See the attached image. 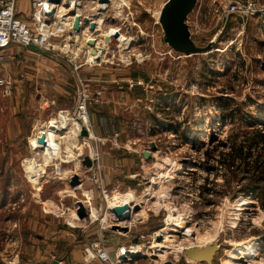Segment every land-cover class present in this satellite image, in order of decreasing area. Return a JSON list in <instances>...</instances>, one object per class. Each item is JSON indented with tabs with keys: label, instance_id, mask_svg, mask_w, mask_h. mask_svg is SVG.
I'll use <instances>...</instances> for the list:
<instances>
[{
	"label": "rangeland",
	"instance_id": "1",
	"mask_svg": "<svg viewBox=\"0 0 264 264\" xmlns=\"http://www.w3.org/2000/svg\"><path fill=\"white\" fill-rule=\"evenodd\" d=\"M213 1L201 0L189 16L195 45H213L205 54H179L166 43L159 22L166 0L109 7L97 34L98 59L86 48V36L68 33L51 40L49 64L43 58L38 64L26 49H8L0 62V264H72L77 259L84 264L86 246L100 235L111 256L133 244L144 246L146 256L136 264H204L184 252L214 242L221 249L213 264H264V211L251 200L242 206V196L207 204L201 187L208 173L199 166L210 134L223 139L237 127L222 119L221 100L247 103L252 112L264 108V0H242L258 13L227 22L214 7L224 8L231 0ZM24 8L30 15L27 1ZM112 28L130 42L112 38L105 46L103 38ZM43 65L47 70L41 73ZM72 77L87 90L90 135L94 126L97 134L89 140L72 134L71 140L63 131L45 165L33 151L35 126L45 127L64 112L80 117L74 111L79 90L69 83ZM102 88L103 94L96 95ZM101 114L106 116L102 121ZM255 116L264 123V113ZM153 143L157 151L146 161L144 152ZM89 153L99 157L91 171L81 169L80 162ZM31 158L46 168L37 183L26 170ZM75 175L80 184L72 188ZM211 181L224 184L223 170ZM130 193L133 206L141 207L131 215L136 225L130 230L124 223L115 226L127 232L102 231L110 226L106 214L113 200ZM87 200L92 220L76 219L78 204ZM178 222L191 230L187 236L166 233ZM157 234L163 235L160 243ZM251 245H256L255 255L237 260Z\"/></svg>",
	"mask_w": 264,
	"mask_h": 264
},
{
	"label": "built area",
	"instance_id": "2",
	"mask_svg": "<svg viewBox=\"0 0 264 264\" xmlns=\"http://www.w3.org/2000/svg\"><path fill=\"white\" fill-rule=\"evenodd\" d=\"M26 1L28 2L29 9L31 10V16L29 19L22 18V15L25 12L24 10L20 12L22 3L25 6ZM49 1L50 0H0V62L1 63L7 59L8 49L12 46L20 47L27 50V47L33 44L41 47L43 50L47 52H51L53 51L51 40H53L54 38H58L60 37V35L66 33L73 36L76 34L73 30L74 18L67 17L68 11L70 10L66 9L67 10L66 14H64L63 16L65 19V26L57 27L56 24L57 22H59V20L56 14L53 16H49L47 13L48 11L57 10L55 9V6L57 5L51 4ZM110 2L111 4H113V2L118 3L122 6V8L124 7L129 8L131 4V0H110ZM63 3H68L69 6H74L77 4L79 7H81V3H84L83 9L87 10V8H90L91 6L94 10H97L96 13L100 12L99 10L103 9L102 6H104L102 4H99V0H89L88 2H84V0H63ZM215 3L216 1L214 0L212 5H214ZM200 4H201V0H198L197 6H199ZM214 10L218 14V16L221 19H223V21L225 22H227L229 17L234 16L237 18V16L243 17L258 13V11L244 5L242 3V0H231L226 4V6H224V8H221V5H215ZM82 14L83 17L85 16L89 17V24H85L83 23V21H81V27L83 28V30L80 36L81 38L83 35L86 36L85 45L86 48H89L87 43H89L88 41L90 39L96 38L97 41L99 42V37H97L89 29V25L91 24V22L97 23L99 21V18L91 15L89 16L85 12H82ZM103 21H104L103 23H105L106 21L105 17H103ZM187 23H189V17ZM2 84L3 81H0V85ZM86 91L87 90H85V88L83 87L81 88V90L79 88L78 97H77V106L74 111L77 112V114H80V117L77 118V121H80L79 123L81 124L82 123L85 124L84 125L85 127H83V129L85 128L90 136V131L92 129L88 121L89 114L87 108L88 107L87 104L89 102L90 97L86 93ZM103 92L104 90L100 92L97 91L96 95L101 96ZM84 118H87V121L84 120ZM83 129H81V131ZM81 131H79V133L77 134L78 137L82 136ZM82 138L84 139L86 137H82ZM88 156L91 158L92 161L95 162L94 166L92 168H89V170H91L98 164L99 157L93 156L92 153H89ZM83 159L84 157H82V160H80L81 164L83 162ZM83 167L84 166L82 164L81 169H83ZM85 169L87 168L85 167ZM89 201L90 200L85 201L84 206L89 217L88 219L92 220L93 213ZM116 206H120V205H116ZM113 208L109 206L110 214H106V218H108V221L110 222V226L102 227L101 229L102 231L111 229L115 226H122L123 223L124 226L129 227L128 228L129 230L131 229L132 226L136 225V220L133 219L129 220L128 223H126L127 221L125 222L121 221L118 217H116V215L112 213ZM93 222L94 221H92V223ZM158 236L159 235L157 234L156 238ZM136 245L138 244H133L128 247H124L126 248V250H128L126 253H123L124 249L120 248V250L115 254V256H111L107 251V245L104 241L103 236L100 235L98 239H96L94 242L86 246L85 252L87 253V256L84 264H89L93 260H97L100 264H136V261L131 260L130 257H127L126 260L122 258V256L127 255L134 249H137L140 254L143 255L146 254L145 253L146 250H144V246L139 244L140 246L135 248ZM91 253H93L92 256H90ZM56 264H64V261L61 260Z\"/></svg>",
	"mask_w": 264,
	"mask_h": 264
},
{
	"label": "trees",
	"instance_id": "3",
	"mask_svg": "<svg viewBox=\"0 0 264 264\" xmlns=\"http://www.w3.org/2000/svg\"><path fill=\"white\" fill-rule=\"evenodd\" d=\"M221 106L224 122L237 127L223 139L210 134L208 142L202 143L204 160L199 166L208 177L201 187V194L211 205L217 202L215 198L242 196L255 201L264 211V123L255 116L264 113V108L252 112L246 108L247 103L236 104L231 99L221 100ZM219 169L223 170L225 178L221 186L211 181V176ZM192 172L196 174L197 171ZM206 183L219 189L207 187Z\"/></svg>",
	"mask_w": 264,
	"mask_h": 264
},
{
	"label": "water",
	"instance_id": "4",
	"mask_svg": "<svg viewBox=\"0 0 264 264\" xmlns=\"http://www.w3.org/2000/svg\"><path fill=\"white\" fill-rule=\"evenodd\" d=\"M89 0H84V2H88ZM51 4H55L57 6H64L65 9L70 10L68 11L67 17L74 18L73 23V30L77 35H80L83 28L81 27V21L85 24H89V17L85 16L83 17L82 13H78V8H80L77 4L74 6H69L68 3H63V0H50ZM84 3H81V8L84 7ZM99 4L102 5H111L110 0H99ZM198 0H168L159 15V22L162 26V29H164V36L166 43L174 50L175 52L183 55H199V54H205L210 52L213 49V45H208L204 48L198 47L195 45L194 41L191 38V30L189 29V25L187 23L188 17L193 13L195 8L197 7ZM86 6V5H85ZM58 10L48 11L49 16H53L57 13ZM100 12L96 13L95 15H92L94 17H98L100 14L105 11V9H100ZM65 22V19L62 20ZM98 25L95 22H91L89 25V29L92 32H97ZM97 36V35H96ZM120 37V33H116V35L113 37V39H118ZM105 41L109 43L111 41V37L106 36ZM88 46L96 48L98 41L96 38H92L88 41ZM27 50L30 52H33L39 56L43 57H49L51 56V53L43 50L41 47L37 45H29L27 47ZM81 135L83 137H88L89 133L86 129H83L81 131ZM38 142L45 146L47 145L46 137L44 134L41 135V137L38 138ZM157 151L156 144L151 145V149L144 152V159L146 161H149L153 157V153ZM83 166L86 168H92L95 164L94 161L91 160L89 156H85L82 162ZM80 180L77 175L73 176L70 185L72 188H75L79 186ZM140 206H135L134 211L137 212L140 210ZM132 211L130 205L126 204L123 206H116L112 209V213L116 215L121 221H129L132 219L129 217V212ZM77 214L80 219H85L88 214L84 207V205L80 202L78 204V210ZM116 230H122L127 232L128 229L115 227ZM137 240H135L136 242ZM163 241V235L157 237V242L160 243ZM221 249L218 242H214L212 245H208L205 247H194L186 249L184 252V255L186 258L193 260L198 263H204V264H213V261L215 259L216 254ZM127 257H130L131 260L137 261L141 258H145V255L143 254H135V253H128L127 255L122 256L124 260L127 259Z\"/></svg>",
	"mask_w": 264,
	"mask_h": 264
},
{
	"label": "bare ground",
	"instance_id": "5",
	"mask_svg": "<svg viewBox=\"0 0 264 264\" xmlns=\"http://www.w3.org/2000/svg\"><path fill=\"white\" fill-rule=\"evenodd\" d=\"M114 3L115 2H113V4H111L110 6H108V8L109 7H115ZM102 7L103 8L105 7L104 8L105 11L108 9L107 6H105V5L102 6ZM90 8H91V6H90ZM55 9L58 10L57 13H56V16H57V18L59 20V22H57L56 26L57 27L65 26V22H63L62 20L64 19L63 16H64V14H66L67 10L65 9L64 6H55ZM95 11H97V10H94L93 8H91L90 10L88 8H87V10L83 9L81 7L78 8V13L85 12L89 16L90 15L91 16L95 15L96 14ZM116 11H117V9H116ZM119 13L120 12H118L117 14H119ZM105 14H106V12H103L101 15H99V17H97V18H99V21L97 22L99 28H98L97 32H93L95 35H97L98 32H100V29L102 28V26L104 24L103 23L104 22L103 21V17H105ZM118 32H119V30H117L115 28H112L110 31H108L106 33L104 38L106 36H109V37L113 38L116 35V33H118ZM76 36H77V34L74 35V37H76ZM104 38H103V43H105L104 45L106 46L108 43L105 41ZM116 40H118L123 45H125V44L130 42L121 33H120V37L118 39L116 38ZM90 50L93 53L92 59L100 58L101 55H100L99 52H97L96 48L90 46ZM84 120L87 121V118H84ZM84 125H85L84 123L81 124V123H79L77 121V119L73 118V115L70 112H66V113L64 112L58 118H52L51 120H49L47 126L39 128L37 130V132L35 133L34 137H32V141H33L34 146H35V149L33 150L35 152L34 154H36V155L39 154V156L42 158L43 164L46 165L48 163V157L50 156V153H52V151H54V150L59 148L58 139L62 138L61 137V133L66 130L67 131L66 134H68V136H67L68 138L67 139H71L72 140V137H73L72 134H74V135L78 134L79 131H81V129H83ZM42 134H44L45 137H46L47 145H45V146L41 145L38 142V138H39V136L41 137ZM92 137H94V136H93V133L91 132L90 139ZM87 140H89V138ZM33 158L28 160L27 165H26V170H27V173H28V177L31 179V181L33 183H37V178L39 177V174L41 172L43 173L46 168L45 167H40L38 165V163ZM133 202H134L133 193L126 194L124 196L117 197V199L115 198L113 200V203L111 204V208L115 207L116 205L123 206V205L128 204V205H130V207L132 209V211L129 212V217H131L132 213L135 212L134 211L135 207L133 206ZM240 204L242 206H245V205L250 204V202L245 199V200H241ZM75 217H76V219H79V216L76 215V214H75ZM165 231H166V233L168 235H170V234H179L181 232H184V234H183L184 236H187V233L191 232V230L188 227H186L183 222H178L177 224H174L172 227L168 226V227L165 228ZM172 237L175 238L174 235ZM139 246L140 245L138 244V245L135 246V248H137ZM255 246L256 245H251L248 248H246L244 250H241L240 257H237V260L243 259V258H247L248 256L251 257L252 255H255L254 254L255 251H253ZM134 250H136V249H134ZM123 251H124L123 253H125L127 250L124 249ZM135 252H136L135 254L139 253L138 250H136ZM132 253H134V252H132ZM91 254H90V256H92ZM233 259H236V258L233 257Z\"/></svg>",
	"mask_w": 264,
	"mask_h": 264
},
{
	"label": "crops",
	"instance_id": "6",
	"mask_svg": "<svg viewBox=\"0 0 264 264\" xmlns=\"http://www.w3.org/2000/svg\"><path fill=\"white\" fill-rule=\"evenodd\" d=\"M138 1H139V0H131V3H134V2L137 3ZM167 1H168V0H166V2H167ZM166 2H165V3H166ZM165 3H164V4H165ZM164 4H163V6H164ZM163 6L160 8L161 10H162ZM117 7H118V6H115V8H117ZM91 8H92V7H91ZM91 8H88V9L90 10ZM124 8H125V7H124ZM124 8H123V9H124ZM23 10H25V8H24V4L22 3V7L20 8V12L23 11ZM30 15H31V14H30ZM30 15H28V16H30ZM28 16H27L26 12H24V14L22 15V18H24V19H28V18H27ZM106 16H107V15H106ZM29 18H30V17H29ZM113 18H115V17H113ZM112 20H113V19H112ZM127 20H128V19H127ZM127 20H126V22H127ZM77 36H80V35H77ZM27 52L31 53L30 51H27ZM31 54H33V55H29V58H31L32 60H34V59H35V60H39V61H37V63H38V62H41L42 58H43L44 60L47 61V64H49V62H51V60H52L51 58H50V59H47V57H42V56H40L41 59H39V58H36V56H39V55H37V54H35V53H31ZM35 60H34V61H35ZM42 62H44V61H42ZM38 64H39V63H38ZM39 67H41V68H40V69H41V73L44 72V70H47V68H46L47 66H46V65H43V67H42V66H39ZM62 68H63L65 71H71V73L73 72V69L71 70V69H70L71 67H70L69 65H65V64H64V65L62 66ZM49 69H51L50 66H49ZM80 69H81V68L77 69V71L80 70ZM73 73H74V72H73ZM80 73H82V72L80 71ZM66 81H68V80H66ZM70 82H72V83H71L72 86H76L77 89L79 90L80 87H79L78 85H76L75 80H73V77L70 78L69 83H70ZM64 86H65L64 88H67V85H66V84H65ZM67 89H68V88H67ZM102 89L104 90V88H102ZM105 118H106V116L103 115V114H101V115L99 116V119H98V117H96V119L101 120V121L104 120ZM42 125H43V124L40 125V123L37 124V126H35V131L37 132L38 127H40V126L42 127ZM93 129H94V132L97 134V132H96V127H95V126H94ZM94 132H93V133H94ZM95 133H94V135H95ZM100 133H101V132H100ZM100 136H101V134H100ZM84 139L86 140V138H84ZM95 168H96V167H94L93 170H94ZM91 170H92V169H91ZM91 170H89V171H91ZM81 263H82V261H81L80 259H77V261H74V263H72V264H81Z\"/></svg>",
	"mask_w": 264,
	"mask_h": 264
}]
</instances>
